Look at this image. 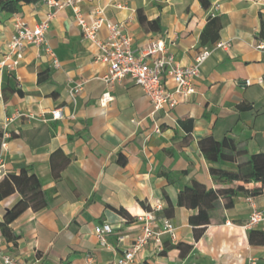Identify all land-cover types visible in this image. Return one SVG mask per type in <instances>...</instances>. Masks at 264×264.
I'll list each match as a JSON object with an SVG mask.
<instances>
[{"label":"crops","instance_id":"crops-1","mask_svg":"<svg viewBox=\"0 0 264 264\" xmlns=\"http://www.w3.org/2000/svg\"><path fill=\"white\" fill-rule=\"evenodd\" d=\"M209 1L207 9L199 0H85L81 5L88 24L94 21L92 11L103 8L105 21L122 25L136 53L150 40L162 39L176 61L188 66L202 49H212L195 80L196 93L169 113L153 114L149 99L129 80L103 81L107 67L94 60L97 49L83 37L70 9L50 19L46 34L57 66L42 47L28 46L14 71L0 69V131L9 135L2 151L6 173L17 174L20 165L31 168L29 176L49 196L45 208H29L9 225L18 236L15 244L0 231V250L31 264H85L87 257L91 264H116L142 233L138 216L160 206L153 228L169 221L174 239L163 235L159 244L150 241L131 264H264V243L247 238L251 229L264 230V220L245 227L253 209L264 215V195L238 193L231 209L212 211L198 241L188 222L192 211L177 206L180 189L193 181L218 187L199 149L201 139L228 135L249 155L264 153V81L258 82L264 78V51L256 48L264 43V0ZM53 11L35 0L18 13L0 12V56L9 52L16 21L32 27ZM107 35L103 25L98 38ZM219 41L229 47L214 49ZM76 85L81 91L71 96ZM104 94L110 99L101 103ZM56 109L61 119L51 118ZM17 113L21 116L7 125ZM221 167L232 170L236 162ZM163 172L171 174L172 183ZM21 200L9 179L0 182V224ZM103 223L112 228L106 246L94 234ZM177 243L192 246L185 258L174 248Z\"/></svg>","mask_w":264,"mask_h":264},{"label":"built area","instance_id":"built-area-1","mask_svg":"<svg viewBox=\"0 0 264 264\" xmlns=\"http://www.w3.org/2000/svg\"><path fill=\"white\" fill-rule=\"evenodd\" d=\"M84 1L43 0L46 6L54 9L53 13H49L46 19L32 27L21 21H16L15 33L8 44L9 52L0 56V69L14 71L23 60L24 49L28 46L42 47L44 53L53 59L54 66H57L58 62L55 55L47 45L46 34L50 19L58 11L70 9L83 37L89 39L97 49L94 60L107 67V73L103 78L106 84L110 85L114 82L129 80L139 86L149 99L153 114L159 111L169 113L181 101L196 93L195 80L198 78L200 68L210 56L212 49H202L195 57L194 62L188 66L181 65L176 61L174 55L168 52L162 39L150 40L145 47L136 53L132 48V38L124 32L122 25L105 21L103 8L97 7L92 11L94 21L88 24L81 11V5ZM103 25L108 31V35L105 39H99L98 32ZM228 47V42L219 41L215 44L214 49H227ZM256 48L264 51V43L259 44ZM263 81L264 78H260L258 82ZM244 85H250V81L246 80ZM79 91H81L80 85L72 87L70 89L71 96ZM109 99L108 94H104L100 102L106 103ZM50 114L54 120L62 118L60 109L53 110ZM20 116L21 114L17 113L9 117L7 125L13 123ZM155 133H160L158 126L155 127ZM8 138V133L4 131L0 141V180L7 175L2 151L6 148ZM246 200L251 202L250 197H247ZM160 209V206H156L154 209L138 216V221L142 223V233L123 251L116 264H131L135 255L150 241L153 240L156 244H159L163 235H169L171 239H174L175 229L169 221H165L161 229L155 231L153 228L155 213ZM263 220L264 215L253 209L245 227H253ZM227 224L229 225V223ZM111 232V226L106 223L94 228V234L102 246L107 245V235ZM0 262L1 264H31L25 260L14 258L2 250H0ZM85 264H91L90 257L86 258ZM248 264H254V262L250 261Z\"/></svg>","mask_w":264,"mask_h":264},{"label":"trees","instance_id":"trees-1","mask_svg":"<svg viewBox=\"0 0 264 264\" xmlns=\"http://www.w3.org/2000/svg\"><path fill=\"white\" fill-rule=\"evenodd\" d=\"M35 0H0V12L18 13L22 5L30 4ZM201 6L207 9L209 0H199ZM2 132L0 131V141ZM200 151L209 163V174L215 189H206L203 185L193 181L184 186L178 193L177 206L185 207L192 211L188 218L189 225L193 229L194 239L198 241L210 224L211 212L221 208L223 210L233 207V198L238 193L256 196L264 195V153L249 155L243 147H238L235 141L228 135L217 141L212 137H206L198 142ZM224 162H236L234 169L221 167ZM17 174H7L0 182L9 179L17 190L22 193L19 205L11 211H7L0 231L6 242L13 244L18 240L9 229V225L19 217L25 210L39 211L49 203L48 194L39 187L37 178L29 176L31 168L20 165ZM161 175L172 183L170 173L163 172ZM252 184L251 189L244 186ZM173 207L169 204V210ZM128 222L131 216L124 210H116ZM225 221V218L222 219ZM248 241L251 243H264V230L251 229L247 233ZM170 248V247H169ZM174 248L180 251V257L185 258L191 251V245L177 243ZM164 252V251H163Z\"/></svg>","mask_w":264,"mask_h":264}]
</instances>
